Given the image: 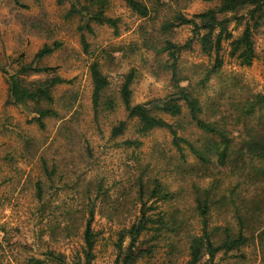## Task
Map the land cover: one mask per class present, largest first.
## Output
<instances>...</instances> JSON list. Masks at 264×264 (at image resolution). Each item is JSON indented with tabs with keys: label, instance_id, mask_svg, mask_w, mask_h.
Here are the masks:
<instances>
[{
	"label": "rangeland",
	"instance_id": "rangeland-1",
	"mask_svg": "<svg viewBox=\"0 0 264 264\" xmlns=\"http://www.w3.org/2000/svg\"><path fill=\"white\" fill-rule=\"evenodd\" d=\"M140 1L150 9L147 18L134 13L124 0H107L105 14L116 21L113 27L90 23L98 10L91 0H0V243L4 247L0 264H26L31 257L47 261L51 251L65 255L66 264H71L83 248V223L74 213L89 206L96 212L93 228L100 233L93 264H114L117 229L129 226L143 209L141 197L135 196L138 182L147 190L159 180L172 193L167 201L145 197V207L155 217L174 220L178 228L174 232L173 224L167 226L155 257L138 264H187L189 235L200 234L203 225L197 198H204L206 190L211 193L210 227L230 224L238 230L241 226L243 201L256 194L244 182L248 171L237 169L242 163L204 165L187 144L181 143L184 154L179 152L165 129L141 138L136 121L128 119L120 91L131 73L134 104L162 101L175 93L178 84H190L203 107V119L226 129L239 149L264 123V106H252L264 94V25L254 33L257 58L251 67L232 57L230 42H225L222 67L202 83L217 56L204 54L193 27L180 25L178 17L192 18L217 7L219 1ZM73 6L82 14L69 16ZM87 23L92 31L81 29ZM229 28L237 37L244 30L236 21ZM55 43L61 47L52 55L35 59L45 45ZM169 43L185 47L176 76ZM95 62L110 82L97 111L90 72ZM29 64L52 71L24 77L27 86L53 77L66 81L53 89L56 116L45 118L43 127L34 120L39 105L8 103L4 69L13 74ZM108 98L115 102L112 109L105 105ZM156 114L180 127L178 135L193 145L202 148L212 140L192 124L186 108L178 118ZM120 122L127 123L125 134L113 137ZM137 139L142 142L140 149L123 146ZM254 199L264 203L263 197ZM256 218L263 230L264 212ZM181 223L185 225L179 230ZM69 225L75 230L68 237ZM259 250L248 245L243 249L245 257L220 253L215 264H261Z\"/></svg>",
	"mask_w": 264,
	"mask_h": 264
},
{
	"label": "trees",
	"instance_id": "trees-1",
	"mask_svg": "<svg viewBox=\"0 0 264 264\" xmlns=\"http://www.w3.org/2000/svg\"><path fill=\"white\" fill-rule=\"evenodd\" d=\"M93 5L98 8L92 13L89 18L90 23L96 22L99 24H108L116 27V21L108 18L105 14L107 0H91ZM128 8L142 18H147L150 15L149 7L140 0H124ZM219 5L211 8L203 13L194 15L192 18L178 17L180 25H189L193 27V31L197 37L200 38L202 51L207 56L216 55L217 59L213 68L206 73V77L202 83L208 79L209 74L217 72L222 67L223 61L220 58V52L223 49L225 42H230L231 55L235 57L242 66L251 67L257 58L254 33L264 25V0H218ZM85 10L90 11L89 7ZM75 14H82V10L73 6L69 16ZM236 21L237 25L244 26V30L237 37L230 30L229 26ZM87 23L81 29H88L92 31L91 24ZM83 45L88 48L86 37L82 36ZM190 44V43H189ZM188 46V45H187ZM190 46V45H189ZM61 45L55 43L53 46L45 45L36 54V60L52 55ZM184 46L174 45L169 43L167 50L169 56L173 59L171 65L174 75H177V62ZM52 69L45 67L40 68L34 64L24 65L19 68L16 73H10L4 69L7 75L9 84V98L8 103L12 105H26L34 103L39 105L41 109L37 111L38 117L34 119L41 127L44 126V119L56 116V112L52 109L54 104L53 89L66 83L60 77H53L38 84L27 86L23 83V78L31 74L49 73ZM91 78L93 83V104L97 111L102 104L103 97L107 91L110 82L102 73L99 63L95 62L90 67ZM135 75L131 73L126 82L123 84L120 91V98L126 110L129 120L136 121L137 134L141 137H147L151 132L157 129L169 130L174 137V145L179 152L184 154V148L181 143L187 144L193 155L201 161L204 165H217L225 167L229 161L231 163L240 161L242 165H237V169L247 172L249 175L244 176V182L251 188H254L256 194L249 196L243 201V211L245 217H239L240 227L238 230L228 224L224 226L210 227L209 225V210H210V195L206 190L204 198L202 195L197 198V210L203 225L200 234L189 235L188 257L187 264H215L216 257L223 253L225 255L231 253H238L245 257L243 249L248 245H253L254 249L257 246L261 247V264H264V229L260 228L258 219H253L254 216H260L264 212V203L259 200L255 202L258 197L264 198V123L254 129V134L245 141L239 149L234 148L233 139L229 136L226 129L212 124L203 119V107L200 99L194 95L190 90L191 85L182 86L178 84L174 94L168 96L162 101H151L144 104H134L132 100V89ZM113 108L115 102L108 98L105 105ZM252 106H264V94L258 95ZM184 108L187 109V115L192 124L205 135L212 138L208 143L201 146L193 145L181 138L178 135L180 127L168 123L158 112L169 115L173 118L181 117L184 114ZM127 129L126 122H120L119 126L113 129L112 136L119 137L125 134ZM123 146L136 151L141 148V140H127ZM152 188L146 190L142 182L134 185L136 189L135 196H140L139 199L143 204V209L135 215V219L129 226H124L117 229V241L115 247L117 250V257L114 264H138L144 259H153L159 248V243L162 239V232L165 228L173 224L172 231H176V222L166 221V217H155L150 214V210L145 207L144 199H155L160 201H167L172 198V193L167 188L163 187V183L156 180L152 184ZM39 197L42 194V187L38 188ZM150 194L147 195V193ZM117 201L113 202V206ZM263 209V210H261ZM77 219H81L83 225L82 241L83 248L79 255H76L71 264H93L95 261V248L99 241L100 233L95 232L93 225L95 221L96 212L91 206L83 211L74 213ZM250 220H253L250 222ZM171 223V224H168ZM184 223H181L179 230L184 228ZM247 228V229H246ZM69 233L68 237L75 230L74 225L65 227ZM262 230L261 235L256 237L257 231ZM0 243V254L3 249ZM51 258V259H50ZM48 260L52 264H66L67 257L63 254H57L54 251L48 253ZM47 260V261H48ZM46 260L31 257L26 264H47Z\"/></svg>",
	"mask_w": 264,
	"mask_h": 264
}]
</instances>
